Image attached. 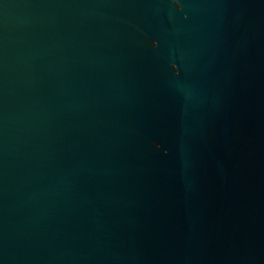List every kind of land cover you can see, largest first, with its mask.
<instances>
[{
    "label": "water",
    "instance_id": "obj_1",
    "mask_svg": "<svg viewBox=\"0 0 264 264\" xmlns=\"http://www.w3.org/2000/svg\"><path fill=\"white\" fill-rule=\"evenodd\" d=\"M0 264H264V0H0Z\"/></svg>",
    "mask_w": 264,
    "mask_h": 264
}]
</instances>
